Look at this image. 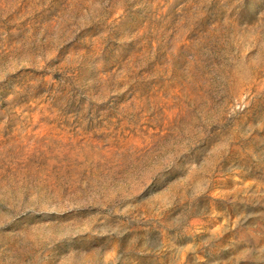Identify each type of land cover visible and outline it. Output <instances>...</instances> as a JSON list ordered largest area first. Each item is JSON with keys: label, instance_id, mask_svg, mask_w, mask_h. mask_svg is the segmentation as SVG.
Returning <instances> with one entry per match:
<instances>
[{"label": "rangeland", "instance_id": "374dc122", "mask_svg": "<svg viewBox=\"0 0 264 264\" xmlns=\"http://www.w3.org/2000/svg\"><path fill=\"white\" fill-rule=\"evenodd\" d=\"M0 264H264V0H0Z\"/></svg>", "mask_w": 264, "mask_h": 264}]
</instances>
